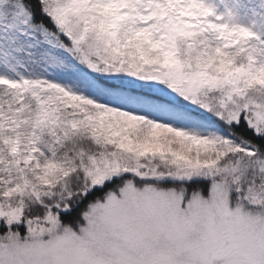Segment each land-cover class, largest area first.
Returning <instances> with one entry per match:
<instances>
[{"label":"snow or ice","instance_id":"6c2138e0","mask_svg":"<svg viewBox=\"0 0 264 264\" xmlns=\"http://www.w3.org/2000/svg\"><path fill=\"white\" fill-rule=\"evenodd\" d=\"M0 264H264V0H0Z\"/></svg>","mask_w":264,"mask_h":264}]
</instances>
